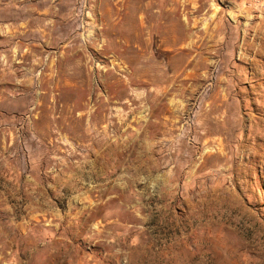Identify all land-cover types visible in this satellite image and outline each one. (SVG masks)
Listing matches in <instances>:
<instances>
[{
	"label": "rangeland",
	"instance_id": "rangeland-1",
	"mask_svg": "<svg viewBox=\"0 0 264 264\" xmlns=\"http://www.w3.org/2000/svg\"><path fill=\"white\" fill-rule=\"evenodd\" d=\"M251 1L5 0L18 47L0 68L32 82L8 95L28 111L0 120V170L30 145L52 149L53 166L104 178L88 164L98 156L134 179L104 207L125 224L115 251L85 241L92 264H264V12ZM21 123L37 130L27 144L12 137Z\"/></svg>",
	"mask_w": 264,
	"mask_h": 264
},
{
	"label": "crops",
	"instance_id": "crops-1",
	"mask_svg": "<svg viewBox=\"0 0 264 264\" xmlns=\"http://www.w3.org/2000/svg\"><path fill=\"white\" fill-rule=\"evenodd\" d=\"M4 4H6L5 0H0V60L4 59L6 54L14 53L13 50H17L18 47L15 45L16 38L13 39L11 46L10 39L4 34L6 33ZM257 24L254 26V38L259 39L262 45L258 52L259 59H256L254 65H262L264 64V18ZM7 75L10 73L0 68L1 124L10 123L13 114L17 115L18 119L25 118L22 113H27L28 104L8 102L10 101L8 95L21 89L23 84L30 85L32 82V76L25 78L23 83L21 78ZM31 106L32 104L29 103V108ZM34 122L36 120L33 119L32 123ZM24 125L25 123L20 124L17 135L11 134L13 138L20 137L22 143L27 144V136L37 134V130L27 126L26 129H29L27 132L23 129ZM5 131L3 136H0V155L3 156L6 150ZM13 138H10L9 145L14 143ZM17 143L16 141V145ZM15 148L12 153L17 156L13 158L12 166L6 169L9 175H5L0 170V264H92L81 251L85 248L86 240L96 245L108 243L110 247L113 245L112 249L115 251L117 235H123L126 228H124L125 224L118 220L117 214L105 210L104 207H108V199L117 197L118 185L125 188L124 193L132 194L134 179L118 180L117 173L102 170L103 159L98 156L93 157L88 164L92 167L98 166L99 169L95 170L96 175H106V177L96 179L93 177V169L88 173L85 172L83 166L85 162L77 164V168L72 167V170L64 163L53 166L48 161L51 159L52 149H40L30 145H21L17 150ZM149 159L150 157L147 164ZM104 161L108 163L109 169H114L115 153L104 154ZM94 186L103 189L99 191L91 189ZM89 196H100V199L91 203L88 200ZM23 200L27 203L30 216L28 219L15 220L13 214L16 204ZM102 207L101 210L96 209ZM64 225H67L66 229ZM263 244V239L254 240L257 250H260Z\"/></svg>",
	"mask_w": 264,
	"mask_h": 264
},
{
	"label": "built area",
	"instance_id": "built-area-1",
	"mask_svg": "<svg viewBox=\"0 0 264 264\" xmlns=\"http://www.w3.org/2000/svg\"><path fill=\"white\" fill-rule=\"evenodd\" d=\"M250 6H253L257 10L263 11L264 12V2L263 0H252L249 3Z\"/></svg>",
	"mask_w": 264,
	"mask_h": 264
}]
</instances>
